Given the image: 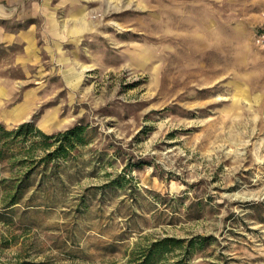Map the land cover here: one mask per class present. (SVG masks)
Returning <instances> with one entry per match:
<instances>
[{
    "label": "rangeland",
    "instance_id": "374dc122",
    "mask_svg": "<svg viewBox=\"0 0 264 264\" xmlns=\"http://www.w3.org/2000/svg\"><path fill=\"white\" fill-rule=\"evenodd\" d=\"M0 30L4 106L38 108L0 122L89 130L30 176L44 191L5 193L25 169L0 168V264H126L164 238L157 264H264V0H0ZM47 108L69 121L44 129Z\"/></svg>",
    "mask_w": 264,
    "mask_h": 264
},
{
    "label": "trees",
    "instance_id": "16d2710c",
    "mask_svg": "<svg viewBox=\"0 0 264 264\" xmlns=\"http://www.w3.org/2000/svg\"><path fill=\"white\" fill-rule=\"evenodd\" d=\"M89 130L86 125L76 124L66 130L46 133L31 120L21 122L14 127H7L0 122V168L25 169L21 178L10 185L4 186L7 194H24L34 187L35 192L48 188V181L40 178L37 184L29 182L34 173L61 174V161L77 157L78 148L88 143ZM51 188L58 185L57 180L51 181ZM182 240L164 238L155 241L138 254H133L126 264H157L166 259L167 253L181 246ZM191 253V249L188 250ZM186 256V255H185ZM186 259L179 258L170 264H188Z\"/></svg>",
    "mask_w": 264,
    "mask_h": 264
},
{
    "label": "bare ground",
    "instance_id": "6f19581e",
    "mask_svg": "<svg viewBox=\"0 0 264 264\" xmlns=\"http://www.w3.org/2000/svg\"><path fill=\"white\" fill-rule=\"evenodd\" d=\"M193 10H194V8H193ZM193 10H190L189 16H192ZM175 11H176L175 13H177V10H175ZM77 13H78V22H79L80 26L77 29L71 28L70 32L74 33V32H78V31L81 32V31L91 30L92 29V22L87 19L86 9H80V10H78ZM167 13L173 15L172 14L173 12H170L169 10ZM180 23L182 26H187L189 28L192 27V28L197 29V26H198L197 24L193 25L191 23L190 24L189 23L186 24L184 22L183 23L180 22ZM206 36L210 37L209 34L208 35L206 34ZM184 39H186L187 46L192 45L195 41L198 40V38L194 37L193 35H188V36L184 37ZM219 59H221V58L218 57L217 60L219 61ZM87 67H88L87 65H82V69H85ZM221 68L222 67H219L217 69H211V71H214V70L216 71V70H219ZM67 71H68V75L75 80L74 82H71V84L77 85V83L81 79L82 73L75 71L74 67L69 68ZM73 79L71 81H73ZM236 87H238V86H236ZM9 94H10V92H7L0 85V113L3 114L5 117H7L9 122L14 123V122H17L21 119L29 118L30 116L33 115V111L35 109H38L35 106L36 100H35L33 93L32 94L28 93L22 102H19V103L15 104L11 107H5L4 105H5L6 100H8L7 97ZM68 121H69V118H60L59 117V109L58 108H47L40 118L41 127H43L46 130H51L55 127L64 126L65 123H67Z\"/></svg>",
    "mask_w": 264,
    "mask_h": 264
},
{
    "label": "crops",
    "instance_id": "0c3cea01",
    "mask_svg": "<svg viewBox=\"0 0 264 264\" xmlns=\"http://www.w3.org/2000/svg\"><path fill=\"white\" fill-rule=\"evenodd\" d=\"M0 31H2V30H0ZM0 36L3 37L4 39H6L7 41H11V40H13L11 34H8V33H6V32H5V33H1V32H0Z\"/></svg>",
    "mask_w": 264,
    "mask_h": 264
}]
</instances>
